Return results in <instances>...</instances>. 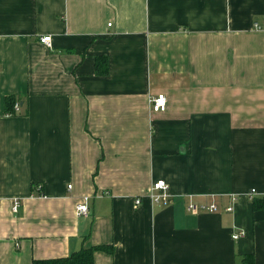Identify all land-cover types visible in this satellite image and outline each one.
Returning <instances> with one entry per match:
<instances>
[{"label":"crops","instance_id":"crops-1","mask_svg":"<svg viewBox=\"0 0 264 264\" xmlns=\"http://www.w3.org/2000/svg\"><path fill=\"white\" fill-rule=\"evenodd\" d=\"M102 246L264 264V0H0V264Z\"/></svg>","mask_w":264,"mask_h":264},{"label":"built area","instance_id":"built-area-1","mask_svg":"<svg viewBox=\"0 0 264 264\" xmlns=\"http://www.w3.org/2000/svg\"><path fill=\"white\" fill-rule=\"evenodd\" d=\"M255 27L257 25L255 24ZM40 43L45 45L46 47H51V37L50 36H43L40 38ZM149 105H150V110L152 113H161L165 112L167 110L168 106V98L164 94H157V95H152L149 97ZM15 109H18V105H15ZM39 188V187H38ZM71 188V185L68 186V189ZM255 191H250L249 197L250 199H253ZM150 198L152 201H154L157 204H163L165 205L168 201L169 193H168V185L164 180H157L153 182L151 188H150ZM136 205L140 204V200L136 199L135 201ZM20 206V200L15 199L13 201V206H12V211L16 212ZM188 211L192 213H197L198 211H206L209 213H214L217 212V207L214 204H210L207 206H196L194 204H189L187 207ZM76 214L78 216H87L89 213V208H88V203H87V198H83L79 203H77L75 207ZM227 212L232 211L231 207H228L226 209ZM244 236V232L237 233L233 236L234 240H238L239 238Z\"/></svg>","mask_w":264,"mask_h":264},{"label":"trees","instance_id":"trees-1","mask_svg":"<svg viewBox=\"0 0 264 264\" xmlns=\"http://www.w3.org/2000/svg\"><path fill=\"white\" fill-rule=\"evenodd\" d=\"M101 63L103 68L101 69ZM95 72L97 75H104L107 73V61L104 57L96 58L95 61ZM7 107L9 104L7 103ZM256 208H259V203H254ZM109 251V248L106 246L95 247V248H82L79 251H76L70 254L67 257L55 258V259H45V260H33L32 264H94L93 255L95 251ZM249 260V257H247ZM250 263V260L248 261Z\"/></svg>","mask_w":264,"mask_h":264}]
</instances>
